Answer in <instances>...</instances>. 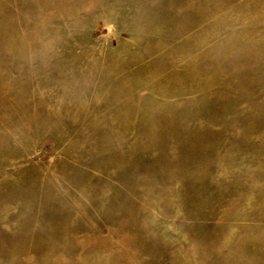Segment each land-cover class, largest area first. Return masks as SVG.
I'll return each mask as SVG.
<instances>
[{
	"label": "rangeland",
	"instance_id": "374dc122",
	"mask_svg": "<svg viewBox=\"0 0 264 264\" xmlns=\"http://www.w3.org/2000/svg\"><path fill=\"white\" fill-rule=\"evenodd\" d=\"M0 264H264V0H0Z\"/></svg>",
	"mask_w": 264,
	"mask_h": 264
}]
</instances>
